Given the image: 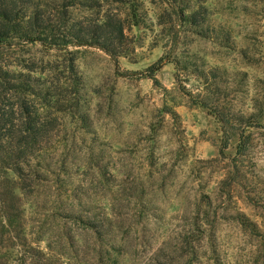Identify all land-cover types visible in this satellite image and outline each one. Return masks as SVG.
I'll return each mask as SVG.
<instances>
[{
	"label": "rangeland",
	"instance_id": "rangeland-1",
	"mask_svg": "<svg viewBox=\"0 0 264 264\" xmlns=\"http://www.w3.org/2000/svg\"><path fill=\"white\" fill-rule=\"evenodd\" d=\"M131 6L140 13L137 25L129 24ZM108 9L128 18L124 56L25 42L9 50L59 87L65 110L56 113L57 140L47 155L63 162L56 178L49 175L56 180L50 188H61L63 203L80 198L82 213L111 214L125 264H188L182 240L197 210L211 223L199 222L190 235L191 264H255L258 239L233 214L240 209L264 236V115L246 129L248 148L237 155L235 135L220 152L226 136L214 111H251L254 97L264 108V0H103L102 12ZM180 10L194 11L196 24L182 21ZM70 11L77 20L97 17L82 7ZM199 72H214L220 90ZM237 166L246 179L228 185ZM23 200V231L0 234V264H96L83 224L51 217L52 196Z\"/></svg>",
	"mask_w": 264,
	"mask_h": 264
},
{
	"label": "trees",
	"instance_id": "trees-1",
	"mask_svg": "<svg viewBox=\"0 0 264 264\" xmlns=\"http://www.w3.org/2000/svg\"><path fill=\"white\" fill-rule=\"evenodd\" d=\"M102 1L0 0V234L9 230H14L17 234L23 231L26 203L23 198L39 197L44 194L45 199L52 196L51 217L57 219L63 215L71 216L83 224L85 235L92 237L93 258L96 264H125L121 239L118 237V230L117 227L115 229L111 214L107 210L92 214H87L85 210L86 213H82L79 209L80 198L77 204H66L59 199L61 188H50L56 182L53 178H56L57 171L62 169L63 162L59 159L52 161L47 155V151L57 140L55 137L58 134L54 132L56 113L65 110L60 98L57 97L60 94L57 92L59 87L54 83L46 84V80L37 72L35 65L15 60L9 51L13 49L14 44L25 42L38 44L48 50L65 49L70 45L94 46L113 58L126 55L128 41L125 19L128 18L111 9L102 12ZM107 2L121 4L125 0ZM75 7L96 11L97 17L74 19L71 17L70 9ZM128 15L129 24L139 23L141 17L136 7H132V13ZM195 16L194 11L180 10V18L184 22L196 24ZM210 74L199 72L197 76L206 85H212L215 90H220L221 80L214 72ZM72 80L71 86L76 92L79 82L78 79ZM251 100L253 108L251 111L232 108L224 111L215 108L214 115L222 124V131L226 136L220 146V152L230 146L229 139L233 135L237 136L235 154L243 155L247 150L248 138L244 133L247 128L259 126L264 115L262 100L257 97ZM198 103L203 106L204 102L200 98ZM226 124L233 130L226 129ZM99 169L101 170L102 166H99ZM237 169L238 166L228 175V185L236 181L241 183L244 178L246 179L244 172L237 177ZM103 172L101 176L105 177ZM51 174H54L53 178H49ZM43 186L49 187L47 191L43 192V188H40ZM41 207L45 206L39 204L38 208ZM233 215V219L243 232L258 239L254 263L264 264V236L260 230L261 226L240 209L235 210ZM194 217L196 220L193 218L191 222L190 234H186L182 240V248L189 254L186 255L188 264H191L197 252L191 236H196L195 231L199 229V222L201 225L211 223L209 213L206 211L197 210ZM63 233L68 239L69 232ZM85 247L88 250L87 244ZM32 251V256L35 257V251L38 250L33 248ZM37 255L39 256V253ZM78 261L80 264L85 262Z\"/></svg>",
	"mask_w": 264,
	"mask_h": 264
}]
</instances>
